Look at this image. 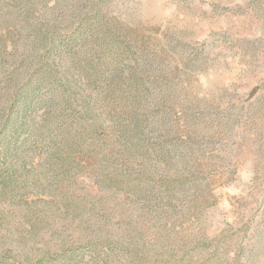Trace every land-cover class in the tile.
I'll use <instances>...</instances> for the list:
<instances>
[{
	"label": "rangeland",
	"instance_id": "rangeland-1",
	"mask_svg": "<svg viewBox=\"0 0 264 264\" xmlns=\"http://www.w3.org/2000/svg\"><path fill=\"white\" fill-rule=\"evenodd\" d=\"M5 119L0 264H264V0H0Z\"/></svg>",
	"mask_w": 264,
	"mask_h": 264
},
{
	"label": "trees",
	"instance_id": "trees-1",
	"mask_svg": "<svg viewBox=\"0 0 264 264\" xmlns=\"http://www.w3.org/2000/svg\"><path fill=\"white\" fill-rule=\"evenodd\" d=\"M54 31L53 30H47V31H41V33L38 34L37 37V42L39 43L40 45V48H41V52L37 58V61H36V64L35 66L31 69V71L28 73V71L26 72L27 75H31L32 76V72L34 73H37V78L35 79V82L33 84V86H27L28 88L25 90V93H24V85L21 84L16 92H14L13 96H11V98L13 99L15 97L16 101L17 100H20L19 102L17 101V103H21L20 106H21V109H20V112H18L15 116V120L13 119V122H10L11 125H14L16 123H20L23 119V115L25 114V106L27 104V101L30 94H33L36 90L35 88L39 85H41L43 81L47 80V79H56L55 78V71H56V68H54V60L53 58L50 56V53L52 51V48H56V45H55V33H53ZM55 45V47H54ZM60 83V82H59ZM20 88V93L18 91V89ZM16 93V94H15ZM32 97V96H30ZM11 99V100H12ZM14 102H12L13 104ZM16 105V102L13 104V106ZM16 107H19V105L17 104ZM24 113V114H23ZM23 114V115H22ZM9 123V122H8ZM7 123V119H5L2 123H1V126L0 128H5L6 125L8 124ZM22 123V122H21ZM7 156H5V158H3V163L5 161H7ZM6 166V165H4ZM9 166V165H8ZM43 260H45V258H43ZM66 264V263H64Z\"/></svg>",
	"mask_w": 264,
	"mask_h": 264
}]
</instances>
